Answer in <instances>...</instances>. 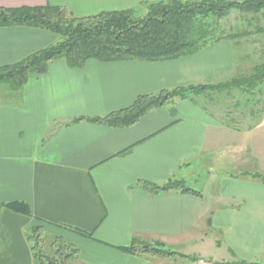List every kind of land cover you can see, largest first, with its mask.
Returning <instances> with one entry per match:
<instances>
[{"label":"crops","instance_id":"1","mask_svg":"<svg viewBox=\"0 0 264 264\" xmlns=\"http://www.w3.org/2000/svg\"><path fill=\"white\" fill-rule=\"evenodd\" d=\"M157 1L165 0H0V9L49 5L83 18ZM56 41L40 29L2 27L0 68ZM239 46L221 41L171 61L88 60L81 68L58 59L18 92H0V205L25 204L29 213L0 210V264H34L26 233L35 226L74 246L73 264H264V183L254 178H264V112L240 129L174 101L175 115L164 106L130 127L72 123L125 109L139 96L228 79ZM209 160L219 166L201 185H188L197 181L192 166ZM173 179L200 196L133 188ZM134 238L187 259L120 250Z\"/></svg>","mask_w":264,"mask_h":264},{"label":"trees","instance_id":"2","mask_svg":"<svg viewBox=\"0 0 264 264\" xmlns=\"http://www.w3.org/2000/svg\"><path fill=\"white\" fill-rule=\"evenodd\" d=\"M142 16L135 9L103 12L77 18L63 7H20L0 9V28L24 26L53 33L54 45L38 51L22 61L0 68V84L12 93L18 92L29 75L47 71L50 62L66 61L71 68H81L88 60L101 62L138 60L163 62L192 55L221 41L235 45L246 43L247 38L264 37V0H198L182 4L178 0L148 3ZM232 11L239 17L230 21ZM256 38V39H254ZM264 52V44L261 48ZM263 58V57H262ZM236 91L255 101L248 117L255 119L264 112V60L254 64L250 72L224 82L195 84L185 88L162 90L154 95L139 96L129 107L103 117L75 119L72 123L88 122L113 128L130 127L150 110L162 108L174 101H190L197 105V98L212 101L219 93ZM171 115H175L173 108ZM264 183V178L255 175ZM149 194L177 192L181 195L200 194L186 186L182 180H169L158 186L147 181H137L135 186ZM1 209L28 215V207L21 203L2 204ZM47 236L43 226H35L26 233L34 264H73L77 249L58 237L49 238L52 250L48 255L43 247ZM121 251L154 259L184 255L164 249L162 245H150L134 238L129 247ZM196 261L195 258H190ZM238 264H248L240 261Z\"/></svg>","mask_w":264,"mask_h":264},{"label":"rangeland","instance_id":"3","mask_svg":"<svg viewBox=\"0 0 264 264\" xmlns=\"http://www.w3.org/2000/svg\"><path fill=\"white\" fill-rule=\"evenodd\" d=\"M167 1V0H165ZM182 4L184 3H194L198 0H178ZM226 1H241V0H226ZM146 12V6L138 9L136 11L137 16H142ZM237 11H232L229 20L233 21L235 18L239 17ZM256 39V38H254ZM253 38H247L246 43L239 46L236 50V69L234 73L230 76V78L221 80L220 82H224L231 78H234L238 75L247 74L250 72L251 68L254 64H257L264 60V52L262 53L261 48L264 44V37H258L255 42L252 43ZM244 45V46H243ZM263 57V58H262ZM0 92H11V90L3 84H0ZM255 101H249L247 96L240 94L236 91H232L231 93H219L214 94L212 96V101L209 102L207 99L197 98V106L202 110L209 112L211 116L220 124H224L227 127H238L240 129H247L253 123H255V119H250L248 117L249 109L258 108V105L253 107ZM173 104H168V108H172ZM233 136V135H232ZM203 162L201 161L198 165L192 166V172H188L190 178H197V183L191 179H185L188 185L198 186L201 185L204 180L208 178V174L214 170V167H217V163L212 162ZM214 161V160H213ZM236 166V165H235ZM213 179L214 176L211 175ZM193 178V179H195ZM184 182V180H182ZM49 238L47 237L44 241L43 247L48 255H52V250L47 245Z\"/></svg>","mask_w":264,"mask_h":264}]
</instances>
